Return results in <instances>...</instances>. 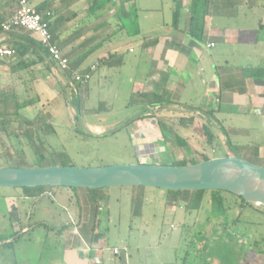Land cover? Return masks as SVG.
Masks as SVG:
<instances>
[{"label":"crops","instance_id":"0c3cea01","mask_svg":"<svg viewBox=\"0 0 264 264\" xmlns=\"http://www.w3.org/2000/svg\"><path fill=\"white\" fill-rule=\"evenodd\" d=\"M17 1L0 0L2 23L13 16ZM199 1L194 6L195 0H32L37 10L51 14V30L71 70L89 74L91 80L84 86L74 85L71 72L59 69L35 36L23 30L0 31V42L16 52L0 61V156L14 157L15 150L12 154L8 150L13 139H27L34 133L38 137L47 121L72 122L77 101L86 105L96 84L112 81V74L122 70L128 74L129 103L143 109L128 129L143 148L138 164H165L159 161L163 148L154 146L165 137L163 120L149 114L152 108L144 112L147 102L140 99L142 94L163 98L162 106L155 109L180 106L201 112L216 120L224 135L250 137L258 130L250 123H259L264 131V0H207L205 9V0ZM132 5L140 10L139 31L130 34L120 24L115 31L113 24L119 23L120 16L131 19ZM239 119L248 126L238 122L235 128L229 127ZM85 128L94 135L104 132L95 125ZM250 157L264 167V145ZM68 196L50 189L8 198L13 232H33L30 215L41 204L48 217V224H41L65 236L69 248L64 264H129L125 256L113 254L122 246L112 248L110 255L96 256L105 248L99 241L102 235L105 238L99 210L91 207L83 212L63 206L59 215L50 208L54 203L43 205L48 197L66 200ZM104 197L100 195L99 200L104 202ZM138 215V210L132 212L133 217ZM109 218L114 224L116 217Z\"/></svg>","mask_w":264,"mask_h":264},{"label":"rangeland","instance_id":"374dc122","mask_svg":"<svg viewBox=\"0 0 264 264\" xmlns=\"http://www.w3.org/2000/svg\"><path fill=\"white\" fill-rule=\"evenodd\" d=\"M130 11L131 19L120 16L119 23L116 21L113 24L115 31L119 24L125 26L130 34L139 31L137 17H140V10L132 5ZM127 76V72L122 70L112 74V81L106 83L103 80L96 84V88L89 93L86 105L81 100L77 101L74 123L69 119L59 120L58 123L47 121L38 137L34 133L27 139H13L12 147L8 144L7 147L11 154L15 150L14 157L0 156V168L95 169L138 165V156L143 148L134 142L128 129L133 124V118L143 109L129 103ZM68 96L71 97L69 93ZM149 114L159 115L163 120L161 124L165 137L154 146L163 148L160 149L163 153L159 161L164 162V166H191L202 163L203 158L209 161L225 158L228 154L256 165L250 159V154L256 153L264 145V131L259 123H250L258 130L247 137L233 133L224 135L216 120L185 107L152 108ZM238 122L239 125L248 126L244 119H239L229 127L235 128ZM87 124L99 126L104 132L90 134L85 128ZM206 127L213 134L211 141ZM30 139L32 142H29ZM50 189L69 195L66 200L48 197L43 202L49 207L54 203L55 206L50 207L54 214L59 212L60 215L64 207L69 210L80 208L83 212L91 207L99 210L100 230L105 235L99 241L102 248L105 244V248L103 252H95L96 256L110 255L112 248L122 246V251L118 249L119 254H114L116 249L113 254L125 256L129 264H264V210L245 206L239 198L226 192L218 193L224 200L223 208L214 201V192H205L203 202L197 208L194 203L199 198V192H178L186 201L170 202L169 191L140 187L98 191L0 189V263L64 264V256L69 248L65 236L55 229L44 228L45 225L41 223H47L48 217L43 215L41 204L33 210L28 207L33 212L29 221L35 229L28 235L23 234L22 230L14 233L9 223L8 198ZM85 193L90 196L89 200ZM100 195L106 197L104 202L99 200ZM135 210H138L137 217L132 216ZM111 216L113 219L116 217L114 224L109 218ZM17 238L19 241L12 247H2Z\"/></svg>","mask_w":264,"mask_h":264},{"label":"water","instance_id":"95a60500","mask_svg":"<svg viewBox=\"0 0 264 264\" xmlns=\"http://www.w3.org/2000/svg\"><path fill=\"white\" fill-rule=\"evenodd\" d=\"M137 187L172 192H226L255 209L264 210V167L236 156L184 167L138 164L95 169L0 168V189L98 191Z\"/></svg>","mask_w":264,"mask_h":264},{"label":"built area","instance_id":"2783aa9c","mask_svg":"<svg viewBox=\"0 0 264 264\" xmlns=\"http://www.w3.org/2000/svg\"><path fill=\"white\" fill-rule=\"evenodd\" d=\"M14 30H23L35 36L58 68L64 72H71L74 85L84 86L90 82L91 75L78 74L71 70L70 61L63 56L58 47L51 32L49 22H46L43 16L32 5V0H18L13 16L8 21L0 23L1 32L7 34ZM15 54L16 52L13 49L0 42V61L12 58ZM95 69L96 66L92 68V71ZM1 131L2 122L0 119V136ZM114 254H119V250L116 249Z\"/></svg>","mask_w":264,"mask_h":264},{"label":"trees","instance_id":"16d2710c","mask_svg":"<svg viewBox=\"0 0 264 264\" xmlns=\"http://www.w3.org/2000/svg\"><path fill=\"white\" fill-rule=\"evenodd\" d=\"M200 1L199 0H195V2H194V6H196L197 5V3H199ZM206 5H207V0H205V2L203 3V7H204V9H205V7H206ZM194 9H196V7H194ZM42 16H43V18H44V20L46 21V22H49V24H50V13H49V11L48 10H45V9H43V8H40V9H38L37 10ZM205 11V10H204ZM193 13L195 14L196 13V10H193ZM198 18H196V17H194V21H195V23H196V25L197 24H199L198 23ZM0 23H2V21L0 20ZM50 29H51V24H50ZM51 32H52V30H51ZM52 34H53V32H52ZM53 36H54V34H53ZM54 39H55V36H54ZM55 41H56V39H55ZM59 47V46H58ZM140 99L141 100H143V101H146L147 102V105L145 106V109H144V112L145 113H147L148 111H149V108H155V107H157V106H162V104H163V98H158L156 95H153V94H142L141 96H140ZM134 122V121H133ZM205 131H206V134L208 135V137H209V139H210V141L213 139V134H212V132L206 127L205 128ZM179 139V138H178ZM177 139V140H178ZM206 161H208V159L207 158H203V160H202V162H206ZM197 163H195V165H196ZM204 193L205 192H199V198H198V200L194 203V204H196V206H197V208H199L200 206H201V204H202V202H203V197H204ZM218 193H220V192H214V197H213V199H214V201L217 203V205L220 207V208H223V203H224V200H223V198L221 197V196H219L218 195ZM178 195V196H177ZM168 197H169V200H170V202H172V201H178V200H183L182 199V197H180L179 196V194H178V192H172V191H169V195H168ZM175 197V198H174ZM238 198V197H237ZM240 200H241V202L245 205V206H248V207H251L250 205H248L243 199H241V198H239ZM183 201H186V200H183ZM188 202V201H187ZM226 232H228V230L226 231ZM245 238H247L246 236H244ZM20 238V237H19ZM16 241H19V239L17 238V239H15L12 243H9V244H5V245H3L2 247H4V248H10V247H12V245L16 242Z\"/></svg>","mask_w":264,"mask_h":264}]
</instances>
